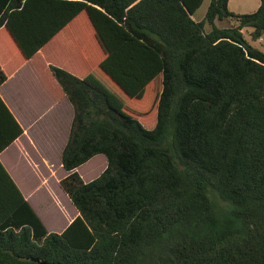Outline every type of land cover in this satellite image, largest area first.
Masks as SVG:
<instances>
[{
    "label": "trees",
    "instance_id": "16d2710c",
    "mask_svg": "<svg viewBox=\"0 0 264 264\" xmlns=\"http://www.w3.org/2000/svg\"><path fill=\"white\" fill-rule=\"evenodd\" d=\"M228 2L196 22L203 0H0L17 66L59 36L93 66H49L73 107L59 184L79 215L48 233L0 165V264H264V53L243 33L264 35V0ZM0 109L15 127L1 151L22 130Z\"/></svg>",
    "mask_w": 264,
    "mask_h": 264
},
{
    "label": "crops",
    "instance_id": "0c3cea01",
    "mask_svg": "<svg viewBox=\"0 0 264 264\" xmlns=\"http://www.w3.org/2000/svg\"><path fill=\"white\" fill-rule=\"evenodd\" d=\"M259 4L260 1L257 8ZM55 41L21 66L15 64L0 44V67L7 75L0 86V100L22 130L0 151V165L48 233H62L79 215L59 184L68 174L61 166V154L69 137L73 107L49 66L61 68L80 79L93 69L85 55L77 58L76 54L65 50L61 36ZM14 129L0 109V140L10 137ZM106 166L105 156L96 155L75 171L88 183Z\"/></svg>",
    "mask_w": 264,
    "mask_h": 264
},
{
    "label": "rangeland",
    "instance_id": "374dc122",
    "mask_svg": "<svg viewBox=\"0 0 264 264\" xmlns=\"http://www.w3.org/2000/svg\"><path fill=\"white\" fill-rule=\"evenodd\" d=\"M260 0H230L228 10L234 14H250L256 11L257 5ZM209 0H203V3L193 13V20L201 21L204 18V14L208 7ZM232 22L223 20V21H216L215 24L217 27L225 28L229 27ZM210 27L206 25V31H209ZM250 29L244 31V38L245 40L254 48L258 49L262 53H264V35L262 36V40H252L249 36ZM84 169H81L83 172Z\"/></svg>",
    "mask_w": 264,
    "mask_h": 264
},
{
    "label": "water",
    "instance_id": "95a60500",
    "mask_svg": "<svg viewBox=\"0 0 264 264\" xmlns=\"http://www.w3.org/2000/svg\"><path fill=\"white\" fill-rule=\"evenodd\" d=\"M41 264H45V263H41Z\"/></svg>",
    "mask_w": 264,
    "mask_h": 264
}]
</instances>
